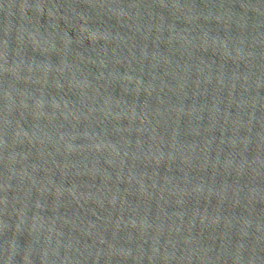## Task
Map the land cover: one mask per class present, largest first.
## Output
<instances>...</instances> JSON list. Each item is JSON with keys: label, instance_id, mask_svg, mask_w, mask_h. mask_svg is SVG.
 Segmentation results:
<instances>
[{"label": "water", "instance_id": "water-1", "mask_svg": "<svg viewBox=\"0 0 264 264\" xmlns=\"http://www.w3.org/2000/svg\"><path fill=\"white\" fill-rule=\"evenodd\" d=\"M0 264H264V0H0Z\"/></svg>", "mask_w": 264, "mask_h": 264}]
</instances>
